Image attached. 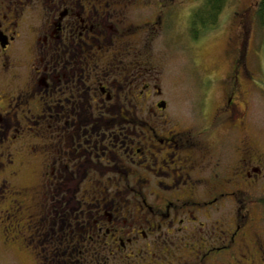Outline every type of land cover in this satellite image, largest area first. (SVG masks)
I'll return each instance as SVG.
<instances>
[{
	"label": "flooded vegetation",
	"instance_id": "obj_1",
	"mask_svg": "<svg viewBox=\"0 0 264 264\" xmlns=\"http://www.w3.org/2000/svg\"><path fill=\"white\" fill-rule=\"evenodd\" d=\"M157 1L0 0V98L5 100L0 104V198L12 194V205L18 212L27 209L31 226L48 219V228L64 231L57 230L51 245L36 252V263L264 261V236L254 231L239 188L255 183L264 171V154L242 130L249 40L241 21L227 37L232 59L220 84L229 97L213 120L231 113L228 131L220 133L215 120L177 128L163 113L151 114L168 109L158 86L143 83L135 91L139 95L122 92L123 79L146 81L140 63L160 73L164 51L191 46L194 14L205 2L189 7L178 28ZM131 12L141 19L134 21L149 27L151 38L163 40L156 52L145 53L143 42L132 37L139 32L128 23ZM209 81L201 78L204 85ZM137 113L149 115L141 120ZM225 147L237 157L227 180L218 170ZM35 163V172L42 173L37 207L54 208L56 218L45 211L37 218L28 213L21 200L26 189H11L10 180ZM226 185L233 190L225 191ZM31 193L28 201L35 199ZM225 194L236 199L229 198L233 207L222 211Z\"/></svg>",
	"mask_w": 264,
	"mask_h": 264
},
{
	"label": "rangeland",
	"instance_id": "obj_2",
	"mask_svg": "<svg viewBox=\"0 0 264 264\" xmlns=\"http://www.w3.org/2000/svg\"><path fill=\"white\" fill-rule=\"evenodd\" d=\"M157 2L161 5L165 4V7H162L165 13L168 14L170 11L169 15L172 18L174 17L171 25H174L175 20V25L178 28L185 23L187 9L192 7L195 10L200 3L199 0H174L173 2L158 0ZM258 2L259 0H226L213 25L204 29L201 28V21L194 20L193 26L196 31L192 33L191 46L185 50L182 46L177 45L174 52L164 51L166 57H161L160 73L152 65L150 66L146 62L140 63L138 71L143 75L148 74L146 81H140L136 77L123 79L127 82L122 91L123 94L139 95V92H135L138 86L143 83L154 84L164 94L168 109L166 112L156 109L151 114L159 116L163 113L164 119L176 124L177 128L187 129L191 123L194 127H198L208 121L215 120L218 123L220 133L228 131L227 128L230 126L229 123H231L230 119L232 118L231 113L219 115L214 120L213 117L216 108L222 105L223 98L228 99L229 97V92L223 90L220 79L228 73L232 59L231 54L229 58L226 54L227 37L231 30L235 31L238 22L241 21V33H244L247 41L249 40L244 67L248 70L247 77L250 84L248 91L242 88V90H245L244 100L248 102L242 130L244 136H249V143L264 154V30L256 17ZM170 4L173 5L170 6ZM149 10L151 8L146 6L144 13L147 19L150 16ZM177 10H179L177 15H174ZM135 14L136 12H131L127 17L129 25L133 24L139 32L138 35L132 37L143 42L145 53L156 52L158 48L162 47L163 40L151 38L149 27H143L140 23L134 21L141 20L139 15L132 17ZM143 29L145 32H140ZM163 32L164 30H161L160 33ZM112 35L115 36V33ZM184 36L187 38L186 43H188L190 40L187 34L184 33ZM196 36H198V40H195ZM161 52L163 53V50ZM201 78L210 81L204 85ZM190 79L191 84H189ZM1 103H5L3 98H0ZM136 115L139 119L146 120L149 114L137 113ZM231 135L233 137V134ZM220 156L221 161L218 170L224 174L225 180L230 179L234 175V173H230V167L237 160V157H233V153L231 155V151L226 147L221 149ZM36 164H33L27 171H25L26 167H23L15 178L13 177L10 180L11 189H26V196L22 197L21 200L27 207H30L28 213L34 214L37 218L42 211H45L47 216V212L51 213L49 215L50 219L56 218L54 208L44 210L42 204V209L37 207L38 200L41 198L39 194L37 195V192L40 189L38 186L40 185L42 173L35 172L38 169L34 167ZM240 175L242 176L241 173ZM239 188L242 202L251 209L254 231L262 237L264 236V171L258 175L255 183L251 185V182L247 181L242 183ZM224 190L230 192L233 187L226 185ZM30 192H32L31 195L35 193L32 197L35 198L33 201H28ZM11 195L7 194L6 198H0V264H40V262H35V254L41 248L51 245V240L58 237L56 235L58 228L57 226H51V224L48 228V223H50L48 219L41 226L37 224L31 226L32 222L26 219L29 215L26 212L27 209L20 212L16 211V207L12 205L11 197H9ZM125 198L129 199L130 197ZM229 198L235 200L236 196L225 194L222 197V199H225L223 200L225 206L221 208L222 211L233 207L234 203ZM82 200L84 199L82 198ZM66 205L68 208L72 207ZM83 207L86 208L85 211L87 212L88 204L83 205ZM7 211L12 212L8 223L4 222ZM58 232L64 233L62 230H58ZM262 264H264V261Z\"/></svg>",
	"mask_w": 264,
	"mask_h": 264
},
{
	"label": "trees",
	"instance_id": "obj_3",
	"mask_svg": "<svg viewBox=\"0 0 264 264\" xmlns=\"http://www.w3.org/2000/svg\"><path fill=\"white\" fill-rule=\"evenodd\" d=\"M226 0H205L202 7L194 14V20L201 21L202 29L213 25L217 15L224 6ZM203 14V15H202ZM204 15H207V19L204 20ZM256 17L261 27L264 30V0H259L256 8Z\"/></svg>",
	"mask_w": 264,
	"mask_h": 264
}]
</instances>
